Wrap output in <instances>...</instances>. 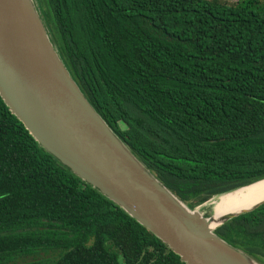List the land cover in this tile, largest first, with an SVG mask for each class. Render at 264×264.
Returning a JSON list of instances; mask_svg holds the SVG:
<instances>
[{
    "label": "trees",
    "instance_id": "16d2710c",
    "mask_svg": "<svg viewBox=\"0 0 264 264\" xmlns=\"http://www.w3.org/2000/svg\"><path fill=\"white\" fill-rule=\"evenodd\" d=\"M37 3L88 102L189 209L264 179V0ZM214 233L264 264V204ZM0 264L185 263L0 98Z\"/></svg>",
    "mask_w": 264,
    "mask_h": 264
},
{
    "label": "water",
    "instance_id": "95a60500",
    "mask_svg": "<svg viewBox=\"0 0 264 264\" xmlns=\"http://www.w3.org/2000/svg\"><path fill=\"white\" fill-rule=\"evenodd\" d=\"M0 98L45 152L185 264H259L214 232L264 204L231 212L263 195L264 179L218 196L213 215L225 214L210 228L214 218L170 192L91 106L60 58L37 0H0Z\"/></svg>",
    "mask_w": 264,
    "mask_h": 264
},
{
    "label": "bare ground",
    "instance_id": "6f19581e",
    "mask_svg": "<svg viewBox=\"0 0 264 264\" xmlns=\"http://www.w3.org/2000/svg\"><path fill=\"white\" fill-rule=\"evenodd\" d=\"M232 198H233V197H232ZM232 198H231V199H232ZM262 200H264V194H263V195H259L257 198H255L254 200H251V202H249V203H246V204H244V205H240V206L237 205V206H239V207L233 208L231 212H234V213L239 212L240 210H242V209H246V208H249V207H251L252 205H254V204H256V203H258V202H260V201H262ZM216 202H217V200L213 202V204H212V208H214ZM206 213H207V212H206ZM224 214H225V213H218V214H216V215H213V211H212V215H211V217L214 218V222H213V223H210V228H212V229L215 228V227L217 226V224H218L220 218H221ZM203 215H204V214H203Z\"/></svg>",
    "mask_w": 264,
    "mask_h": 264
},
{
    "label": "rangeland",
    "instance_id": "374dc122",
    "mask_svg": "<svg viewBox=\"0 0 264 264\" xmlns=\"http://www.w3.org/2000/svg\"><path fill=\"white\" fill-rule=\"evenodd\" d=\"M221 2H224L226 4H235L238 0H220ZM121 129H125V125L124 124H120ZM214 201H210L208 203H205L201 206H199L197 209L199 210V212L206 218L211 217L212 215V204ZM207 212V213H206Z\"/></svg>",
    "mask_w": 264,
    "mask_h": 264
}]
</instances>
